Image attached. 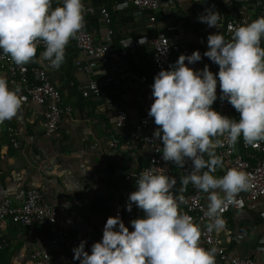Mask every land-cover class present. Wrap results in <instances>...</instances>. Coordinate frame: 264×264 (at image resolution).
<instances>
[{
  "label": "clouds",
  "instance_id": "9594fccd",
  "mask_svg": "<svg viewBox=\"0 0 264 264\" xmlns=\"http://www.w3.org/2000/svg\"><path fill=\"white\" fill-rule=\"evenodd\" d=\"M52 4L53 0H0V53L22 67L33 61L42 42V58L59 69L69 41L84 27L85 4L84 0H62L55 8ZM197 19L209 28H220L221 14L214 6ZM229 28L230 39L210 34L209 50L203 53L218 65V73L208 65L201 70L189 67L202 60L199 50L180 55L170 69L154 77L148 111L158 126L153 138L163 145L161 159L181 168L191 162V172L181 177V192L191 183L207 194L209 232L223 229L221 213L239 204L237 196L250 187V177L238 168L214 175L224 167L216 150L225 144L234 147L241 138L246 145L264 142V16ZM145 40L141 37L139 43ZM218 82L219 99L239 113L238 120L213 108ZM19 93V86L10 88L0 77V124L17 115L23 102ZM176 184L175 177L157 168L141 170L126 210L135 206L143 216L131 220V231L119 214L108 217L102 239L92 244L90 253L82 240L72 250L73 259L79 264H216V250L200 246V228L180 211L179 205L187 201L183 194H172Z\"/></svg>",
  "mask_w": 264,
  "mask_h": 264
},
{
  "label": "crops",
  "instance_id": "0c3cea01",
  "mask_svg": "<svg viewBox=\"0 0 264 264\" xmlns=\"http://www.w3.org/2000/svg\"><path fill=\"white\" fill-rule=\"evenodd\" d=\"M86 2L95 11L84 13V21L94 39L102 41L107 24L100 10L107 0ZM60 4L62 0H53L52 7ZM121 6V0H114L113 9L121 12ZM213 6L221 14L220 28H209L197 19L205 9ZM175 11L176 16L173 17L171 13ZM260 12H264V0H232L230 8H226L221 0H168L154 15L157 26L164 27V32L174 35L182 44L208 49L207 37L221 33L224 23L232 15L246 17L252 22ZM151 14L123 16L120 48L117 49L124 51L123 55L130 53L133 42L141 37H146L142 53H151L149 39L154 32L147 22ZM75 39L76 36L69 41L65 62L59 69L50 67L49 62L42 58L41 53L45 49L36 58L38 65L48 71L53 84L61 90L63 105L71 107V111L63 115L57 132L47 135L45 109L33 101L22 102L17 115L0 124L1 150L9 153L8 158L0 156V201L11 197L20 202L30 189H39L57 209L61 227L79 236L91 233L101 240L107 218L116 216V212L122 209V203L127 202L129 194L136 190L135 182L128 181L125 174L149 165L150 146L137 143L134 150H129L125 146L126 131L115 125L118 107L126 109L132 118H139L141 111L136 97L145 85L137 80L132 87L117 84L111 78L112 73L101 67L83 70L77 65L79 57ZM205 65L199 61L189 67L201 70ZM123 71L130 78L135 75L128 62ZM0 77H3L1 73ZM90 81L98 82L105 95L84 97L82 90ZM215 106L216 103L213 104L214 109ZM9 126L18 130V149L6 136ZM113 141H117L116 147L111 146ZM216 152L219 155L218 149ZM225 171L218 168L214 175L220 177ZM170 177L177 180L172 193L188 192V185L181 192L183 176L180 170ZM205 198L207 200L206 193ZM142 216L143 212L135 206L131 212L123 209L122 219L130 231L131 220ZM223 220V229L216 232L221 245L234 255L254 257L264 264V198L247 203L240 211L228 213ZM0 237L5 244V264L74 262L72 250L79 245L75 240L54 244L49 236L39 235L36 229L11 221L0 222ZM36 250H47L50 259L33 258L32 253Z\"/></svg>",
  "mask_w": 264,
  "mask_h": 264
},
{
  "label": "built area",
  "instance_id": "2783aa9c",
  "mask_svg": "<svg viewBox=\"0 0 264 264\" xmlns=\"http://www.w3.org/2000/svg\"><path fill=\"white\" fill-rule=\"evenodd\" d=\"M226 8H230L232 0H221ZM168 0H121V12L124 17H141L144 13H152L147 22L150 23L149 28L154 32V36L149 39V48L151 50V61L155 69V76L162 69H170L180 55H190L194 51L199 50L202 57L203 53L209 49L201 47L192 48L187 44H182L180 40L174 35L164 32V27L157 26V18L154 15L161 7L166 5ZM85 12L92 13L95 8L89 5L84 0ZM119 7V6H118ZM101 15L107 24V30L102 41L94 39L93 33L87 27L86 22L84 27L76 34L75 50L78 54L77 65L83 70H92L96 67H101L109 73H112V80L117 84H123L126 87H132L135 80L145 85L142 93L137 94V105L141 111L138 119L130 116L129 112L124 108H117V117L115 121L116 127L126 131L125 146L129 150H134L137 143H144L150 146L149 165L142 168H161L166 175L171 176L173 173V163H165L161 159L162 143L153 138V133L158 127L154 123V119L148 116V111L153 103L151 97V85L153 80H149L146 75H134L130 78L128 73L123 70L126 65V56L123 55L124 51H119L115 48L114 29L110 23V12L106 7L101 8ZM173 17L176 16V11L172 12ZM264 16V12H260L255 20ZM250 23L246 17L232 15L224 23L221 34L225 39L231 38L232 29L239 27L243 24ZM136 39L129 51L132 55L134 62L137 65L141 64V53L144 44H140ZM264 47V40L261 42ZM37 49H45L41 42ZM201 62L209 66L210 70L218 73V65L213 63L209 58L203 57ZM187 64V61H185ZM0 73L9 82V87H20L19 95L23 98V102L33 101L42 105L45 109L46 120L45 129L47 135H53L59 129L60 122L66 112L71 111L70 106L63 105V94L61 90L53 84L48 71L40 65H24L17 66L9 56L0 53ZM84 97H101L105 95V90L96 81H90L88 85L82 90ZM218 99L215 102V110L226 115L230 118L239 119V113L225 100L221 101L219 82L217 85ZM6 135L15 148L20 147V140L18 130L12 126L6 128ZM2 141L0 139V148L2 149ZM111 146L116 147L117 141L111 142ZM0 149V156L8 158V151ZM251 151L252 154L246 158L244 153ZM218 154L223 160V170L229 168H238L245 172L250 177V187L246 191H242L237 200L239 204L229 205L221 213L224 219L225 215L233 211H240L244 209L249 202L257 201L264 198V142H259L256 146L246 145L241 138L234 147L218 148ZM205 159L207 156L205 155ZM130 170L125 174L128 181L135 182V179L141 172ZM191 162L187 161L185 166L180 169L182 176L191 172ZM205 170V169H204ZM188 192L172 193L174 196L183 194L187 203L179 205L180 211L187 213L193 218V222L198 225L201 231L200 246L205 249L215 248L217 257L215 258L216 264L221 262L229 264H262L261 261L254 257L237 256L226 250L220 243L216 231L209 232L207 224L209 218L205 215L207 209V200L205 193L196 189L191 183L188 185ZM126 203H122V209L116 212V215L123 216V209L126 208ZM11 221L23 227L36 229L39 235L49 236L54 244H66L73 240L79 244L82 240H86L85 250L91 252L93 243L100 241L99 238L93 234L88 233L82 236L70 233L69 230L61 227L58 224V213L54 205L46 200L41 190L33 188L30 189L25 195L24 199L20 202H15L13 198L8 197L0 201V222ZM4 241L0 237V254L4 248ZM33 258L50 259V254L47 250H36L32 253ZM58 264H79V261L74 262H61Z\"/></svg>",
  "mask_w": 264,
  "mask_h": 264
},
{
  "label": "trees",
  "instance_id": "16d2710c",
  "mask_svg": "<svg viewBox=\"0 0 264 264\" xmlns=\"http://www.w3.org/2000/svg\"><path fill=\"white\" fill-rule=\"evenodd\" d=\"M113 3H114V0H107V3L105 4V7L110 12V17H111L110 23H111L112 28L114 29V41H113V44H114L116 49H119L120 48L119 47V42H120L119 39H120L121 34H122V24H123V20H124L123 18L124 17H123L121 12L113 9ZM71 46H73V45H71ZM74 46H75V44H74ZM41 50H43V49H37V55H38V53ZM37 55L33 59V61L28 63V65H30V66L31 65H38V63L36 62ZM151 55H152V53H141V64L140 65H137L134 62L131 53H127L125 56L127 58V62L130 64L131 69L135 73V75H140V76L146 75L149 80H153L154 81L155 69H154V67L152 65ZM0 139H1V137H0ZM1 141H2V139H1ZM250 154H252L251 151H246L244 153L246 158H249ZM180 169H181V167H178V166L174 165L172 174H174L176 170H180ZM5 252L6 251H5V245H4L3 251L0 254V264H5V262L3 260L4 257L6 258Z\"/></svg>",
  "mask_w": 264,
  "mask_h": 264
}]
</instances>
